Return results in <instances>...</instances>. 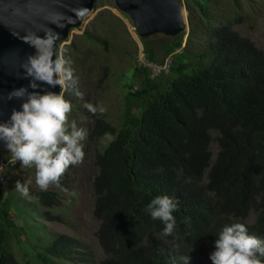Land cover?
Instances as JSON below:
<instances>
[{
  "label": "trees",
  "instance_id": "obj_1",
  "mask_svg": "<svg viewBox=\"0 0 264 264\" xmlns=\"http://www.w3.org/2000/svg\"><path fill=\"white\" fill-rule=\"evenodd\" d=\"M186 6L190 34L186 42L184 33L163 45V57L172 58L167 73L155 75L148 67L162 59L141 40L145 63L133 60L119 118L77 108L95 171L93 217L103 258L68 236L43 242L45 232L31 227L36 212L23 214L0 188V264H212L204 250L209 256L217 233L234 223L264 241V52L230 18L219 20L209 0H187ZM90 30L81 39L107 50V40ZM103 70L99 89L107 63ZM93 89L87 103L97 106ZM71 171L72 165L59 185L52 184L58 192L28 190L44 210L43 221H59L50 211L69 187ZM163 194L177 203L170 236L147 208Z\"/></svg>",
  "mask_w": 264,
  "mask_h": 264
},
{
  "label": "rangeland",
  "instance_id": "obj_2",
  "mask_svg": "<svg viewBox=\"0 0 264 264\" xmlns=\"http://www.w3.org/2000/svg\"><path fill=\"white\" fill-rule=\"evenodd\" d=\"M186 1L182 0V3L186 5ZM209 1L214 5L213 12L216 13L219 20L220 16L222 18H225V16L230 18L235 23L234 29L242 37L248 38L255 43L264 52V0ZM192 8L197 13L196 8L194 6ZM188 14H190L189 11ZM237 16H243V20L235 22L234 18ZM83 27L84 29L73 31L70 41L62 44L59 51V53L64 54L65 59L70 61L73 79L76 81L74 90H71L70 86L63 90L64 97L67 96V98L71 99V104H75V106L71 105L74 118L68 114L69 129L73 122L78 129H83V126L86 125L84 123L86 122L84 121L85 117L81 116V114L79 119H76L78 117L76 112L77 108H85L84 104L88 102L87 98L89 97L90 88H94L93 92H96L95 89L98 90V93L96 92V94L100 95L98 105H102L106 109L104 114L111 120L119 118L118 116L122 109V88L125 84V77L132 72L135 66L133 60L137 59L139 63H145L142 39L138 36L131 18L120 12L114 0H98L95 12L84 23ZM88 29H91L90 33L95 38L107 40V50L81 39L83 33ZM169 38L163 34H156L145 38L150 45L154 46L162 62L167 59L163 57V45ZM200 40L203 42V39ZM72 44H75V49L67 50ZM171 59L170 57L169 63L172 61ZM95 62L99 66L94 68L91 64ZM106 63L109 65V75L104 85L99 89V83L103 77V68L106 66ZM148 67L153 70L155 65L149 64ZM77 92L81 93V95L77 96ZM93 96L94 98L96 97L95 95ZM81 143L85 153L83 162L72 165L69 187L59 191L58 207L53 212L50 211L55 220L59 221H43L40 217L41 212H44L43 208L38 205L35 199L29 197V194L23 196L16 190L15 184L19 180L32 192H44L36 184L34 165L25 167L19 162L14 169H11L7 173L5 190L7 191L6 195L14 200L23 214L36 212L35 216L31 217V222H34L36 225L33 223L31 227H39L45 232L43 236H39L43 242L46 243L57 236H68L78 239L83 247H92L97 260H101L103 253L99 249L95 237L98 223L93 217L95 204L93 180L95 171L92 166V159H90L91 157L89 158L88 146L85 139ZM90 155L92 156V154ZM46 191L58 192V187L50 185ZM203 256L209 260V256L205 250ZM57 263L67 264L66 261H59Z\"/></svg>",
  "mask_w": 264,
  "mask_h": 264
},
{
  "label": "clouds",
  "instance_id": "obj_3",
  "mask_svg": "<svg viewBox=\"0 0 264 264\" xmlns=\"http://www.w3.org/2000/svg\"><path fill=\"white\" fill-rule=\"evenodd\" d=\"M57 38L49 34L27 41L35 48V54L23 65L25 78H30L29 85L9 95V99L22 103L19 110L13 108L7 121L0 122V141L12 154L11 162L19 161L25 167L34 165L36 184L42 191L52 184L59 185L69 166L83 162L81 141L87 136L86 130L78 129L74 122L69 129L68 113L72 106L63 91L58 94L38 90L41 84L64 90L76 83L70 61L55 51ZM84 107L93 114L106 111L102 105L86 103ZM15 187L21 195H28V187L21 181L17 180ZM147 208L154 220L159 219L165 225L163 235H172L176 227L173 213L177 210L173 198L157 195ZM209 259L212 264H264V241L249 235L242 223L226 225L217 233Z\"/></svg>",
  "mask_w": 264,
  "mask_h": 264
},
{
  "label": "water",
  "instance_id": "obj_4",
  "mask_svg": "<svg viewBox=\"0 0 264 264\" xmlns=\"http://www.w3.org/2000/svg\"><path fill=\"white\" fill-rule=\"evenodd\" d=\"M133 21L140 39L156 34L176 38L190 34L187 7L180 0H114ZM98 0H0V122L7 121L22 101L9 99L16 89L27 87L23 65L35 54V37L57 35L55 51L70 41L73 31L84 29ZM40 89L60 93L59 86L41 84ZM29 91L32 89L29 88ZM10 153L0 141V154Z\"/></svg>",
  "mask_w": 264,
  "mask_h": 264
},
{
  "label": "built area",
  "instance_id": "obj_5",
  "mask_svg": "<svg viewBox=\"0 0 264 264\" xmlns=\"http://www.w3.org/2000/svg\"><path fill=\"white\" fill-rule=\"evenodd\" d=\"M170 58L165 59L162 64L160 65H156L153 68V73L155 75H158L162 72H168L170 65H171V61L169 63ZM13 157L10 153H8L7 156H0V188H2L3 190H5V186H6V181H7V173L10 171L9 169H14L17 164L19 163V161H16L15 163H12Z\"/></svg>",
  "mask_w": 264,
  "mask_h": 264
}]
</instances>
